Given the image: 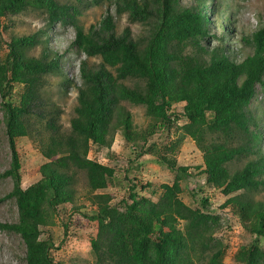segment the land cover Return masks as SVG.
Wrapping results in <instances>:
<instances>
[{
    "label": "trees",
    "instance_id": "16d2710c",
    "mask_svg": "<svg viewBox=\"0 0 264 264\" xmlns=\"http://www.w3.org/2000/svg\"><path fill=\"white\" fill-rule=\"evenodd\" d=\"M113 1L116 13L146 25L145 32L133 35L127 26L118 32L110 12L84 29L74 3L0 0V18L39 10L48 26L72 25L74 49L87 59L99 58L96 64L87 59L79 63L77 101L66 132L59 123L61 109L43 90L48 75L71 82L62 72L61 56L45 50L40 56L29 53L44 41L40 32L46 30L11 34L4 41L0 105L11 161L0 176L13 179L5 198H15L18 217L0 221V230L18 234L25 264H62L53 258V242L45 230L59 206L81 207L76 205L74 176L83 170L92 210L83 214L95 226L90 236L95 264H264V199L255 196L264 190V155H258L259 136L251 130L246 110L256 85L264 88V21L246 38L252 52L238 61L230 57L223 37L210 33L204 11L207 3L209 12L218 9L214 0H202L199 9H179V0ZM124 101L144 106L149 119L145 128L135 127ZM176 123L180 137H190L201 152L202 163L196 167L205 174V186L224 197L218 208L229 210L254 235L235 250L230 263L224 261L226 246L216 236L224 217L208 206L211 192L199 186L188 191L190 199H183L181 181L189 176V165L177 164L162 152H172L177 140L163 143L161 149L154 141L146 145L154 133L170 132ZM117 132L136 155L156 154L174 173L171 181L144 184L126 175L127 196L112 204L103 190L120 183L117 168L124 167L126 173L129 169L88 153L92 144L109 148ZM35 134L42 156L54 164L41 168L40 178L22 187L16 141ZM236 135L245 137L242 143H228ZM250 152L255 156L242 166L228 167ZM145 192L159 195L154 200Z\"/></svg>",
    "mask_w": 264,
    "mask_h": 264
},
{
    "label": "rangeland",
    "instance_id": "374dc122",
    "mask_svg": "<svg viewBox=\"0 0 264 264\" xmlns=\"http://www.w3.org/2000/svg\"><path fill=\"white\" fill-rule=\"evenodd\" d=\"M64 3H74L78 7V22L87 29L91 24H96L107 12L114 16L116 28L121 32L126 26L130 28L133 35L145 32L146 25L139 22H130L126 13H116L113 0H99V3H92L90 0H84L80 3L75 0H60ZM218 4V9L209 12L206 4L205 14L209 17L210 33L222 36L230 57L240 61L247 54L252 52V47L246 42V38L250 36L259 23L264 21V0H214ZM202 0H179V9L184 7H193L199 9ZM221 26L225 31L221 30ZM40 30H46L41 33ZM40 32L43 42L32 48L29 53L34 56H40L45 51H50L51 55L57 54L61 56L60 65L65 78L70 83H64L63 77L57 74L48 75L45 78L43 90L48 97L56 103L61 109L59 123L64 131L69 129V120L74 113L77 98V86L79 81V63L82 59H87L84 53L75 50L71 45L74 39L75 30L72 25H63L54 23L46 25L45 14L39 10L27 9L16 15L0 18V56H2L7 47L4 42L9 35H22ZM212 43L216 42L215 37L210 38ZM90 63H98V57H90L87 59ZM1 100V98H0ZM132 114V122L136 128H145L149 119L145 114V108L142 105H136L129 102H123ZM174 109V108H173ZM247 114L250 117L251 130L258 134L259 138L256 143V149L259 154L264 155V88L259 84L256 85V91L247 106ZM178 123L173 125L169 130L157 131L154 133L149 142L154 141L162 148L163 143L169 144V140H177L174 150L166 151L162 148V152L173 157L177 164L189 165V176L181 181L183 191V199L188 200L190 196L188 191L196 187L205 186V174L197 165L202 163L201 152L197 148L193 140L188 137H180V131L177 129ZM169 129V128H168ZM30 136H22L17 138L16 148L21 163L20 167V183L22 187L38 180L41 176L40 169L53 165L54 161L45 159L40 152L38 138ZM244 136H235L228 143L237 145L242 143ZM114 154L111 158L108 154ZM137 150H133L120 133H115L113 142L109 148L92 144L88 156L100 162L115 161L128 167L129 171L124 172V167L117 168V173L121 175L118 185H111L105 188L110 194L112 204L118 203L122 198H126L128 189L125 177L136 176L139 183L150 181L156 185L162 182H169L173 178L174 173L167 168L165 164L158 162L156 154L148 152L136 155ZM254 153L242 155L234 159L228 164V167L238 168L244 162L254 157ZM129 159V161H128ZM11 153L8 146L5 127L3 121V110L0 105V173L10 167ZM74 186L76 188V205L80 208L72 210L71 204L67 203L59 206L53 215V223L47 226V230L53 242L51 253L54 260L62 264H95V258L90 249V236L95 234V226L88 217L84 216V212L89 214L92 212L90 203L87 199V182L83 170L75 172ZM13 188V179L9 176H0V221L14 222L17 220V206L15 198L6 197L5 195ZM204 188H207L205 186ZM208 189V188H207ZM209 194L208 206L210 209L222 213L224 217L223 226L217 231L216 236L221 239L226 246V254L224 261L230 263L233 261L235 250L242 244L248 243L254 238L253 234L248 233L231 212L226 209L220 210L218 207L224 197L217 196L214 191L208 189ZM154 200L157 199L159 193L152 195L145 192ZM257 198L264 199V190L255 195ZM264 243V239L260 240ZM0 264H25V246L18 234L6 230H0Z\"/></svg>",
    "mask_w": 264,
    "mask_h": 264
}]
</instances>
